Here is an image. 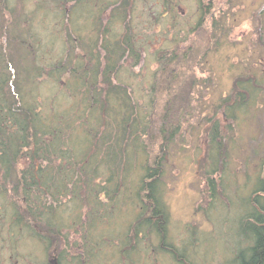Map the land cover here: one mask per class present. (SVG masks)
Listing matches in <instances>:
<instances>
[{"label": "rangeland", "instance_id": "374dc122", "mask_svg": "<svg viewBox=\"0 0 264 264\" xmlns=\"http://www.w3.org/2000/svg\"><path fill=\"white\" fill-rule=\"evenodd\" d=\"M77 1L81 0L9 1L8 4L15 9L14 16L10 17L4 10L2 17L0 16V23H3L8 16L10 17L1 27H6L8 33L9 45L6 51L11 56L14 71L17 70L19 75L23 74L20 70L29 59L27 53L23 51L26 42L21 39L31 38V34H27V32L30 33V29H33L32 33L36 36L42 31L41 23L45 24L47 21L48 25L52 19L50 16L55 12L60 13L62 18H66L61 23L65 29L62 35L69 42L71 39L73 50L70 51L74 54L72 55L76 58L82 56L79 62L84 68L90 69L98 62L103 64L104 60L101 58L103 53L82 54L84 50L82 37L85 36L76 30L79 22L83 20L81 16H78L80 14L76 5ZM168 1L127 0L130 14L128 22L136 35V42L142 46L139 52L143 59L142 64L133 66L132 63L133 65H130L132 68L128 70L126 67L121 70V73L120 71L117 73L118 79L128 78L131 82L133 81L130 87L133 97L143 96L140 109L142 107L146 109L149 105L147 95H154L155 104L158 103L155 107L156 120L159 116L162 117L160 112L163 111V115L169 114L174 118L176 102L181 99V105L183 104L185 116L181 114L182 119L173 122L174 125L168 129V134L176 129L173 132L174 135H166L167 141L161 149L162 174L157 188L166 213L163 220L159 219L161 220L159 226L165 227V238L161 242L159 234H155L153 230L148 233L147 238L139 242L130 237L132 245L136 243L135 252L128 256L124 249L128 257L118 254V244L122 243L121 238H124L126 242V238L130 239L128 236H132L133 224L127 225L134 222L141 209V202H138L136 197L138 192L134 189L137 173L135 174L131 169L126 173L125 185L130 184L133 190L114 194L113 202L104 203L106 209L112 204L106 226H109L112 219L109 227L114 230L119 229V232L116 236L118 238L114 237L116 234H109V237L114 240L105 242L106 245L101 249V253L107 264H178L165 251L170 245L182 253L185 252L186 264H232L237 249L247 245L238 233L237 219L246 212L248 196L252 193L258 178L264 177V0H238V3L234 1L230 8L228 5V11L223 15L225 20H222V23L219 22L217 27L207 26L196 30L188 28L195 23L193 1ZM173 2L177 3L185 13L172 14L175 16L173 22H169L170 19H166L165 16L163 17L165 21L155 25L151 24L149 16L148 23L149 20L150 23H145L149 15L147 12L161 16L164 12L163 8L165 9L168 5L173 7L170 6ZM98 3L91 0L90 9L92 11L96 9L99 19L102 16H108L113 4L108 0ZM177 6L174 9L176 13H179ZM23 18L29 21L23 22L25 20ZM154 21L157 22V19ZM89 26L87 35L96 40L97 33L92 29L93 23ZM144 45L147 48H143ZM97 56L99 60H96ZM161 57L162 61L165 60L163 63L166 61L169 63L174 57L178 61L176 65L166 64V71L160 72L157 66L161 63L154 62ZM76 60L78 62V59L74 61ZM153 76L156 77L155 80ZM137 77L139 83H137ZM48 89L49 85L43 87V95ZM238 93H242L245 97L241 107L237 105L239 102L236 103L239 100ZM176 96V100L170 107L168 106V111H165L163 104ZM230 96L232 98L229 104L234 103L235 107L224 110L220 103H226L224 100ZM228 101L229 99L227 103ZM178 117L174 118L175 121ZM215 122L218 132L216 130L217 136L212 139L211 132L216 129L212 126ZM156 141L155 146L151 148L146 137L137 140L139 143L142 142L146 149H150V154L158 155V145L161 142L159 136ZM218 143L220 144L219 159L216 158ZM143 157L145 155L140 156L139 161ZM116 159L115 173L121 176L125 156L121 152ZM80 167L82 166H79L78 170ZM212 168L217 169L216 173L222 178V186L216 188L217 194L214 199L210 198L207 181ZM76 172L73 171L72 174ZM218 174L212 177L218 179ZM96 181H99V178H96ZM81 185L77 184L76 194L78 190L80 191ZM111 185L112 188L115 187L114 183ZM2 193L1 190L0 194ZM82 194V192L78 193V199L71 201L67 199L68 203H60L63 204L61 208L65 209L61 211L64 213L61 218L65 219L66 216L67 220L65 223L62 222L63 231H60V236H55L56 233L52 234V243L46 247L42 242L44 239L37 236V232L42 235L43 231L37 227H33L36 232L34 235L29 227L26 234L21 232L15 241L14 236L17 232L16 229H11L12 205L9 200L4 199L6 197L9 199L8 196L4 198L1 196L0 206L4 205L6 210L0 221V264H46L48 261L53 263L54 255L61 253L62 248L68 249L67 254L73 256L74 264H76L75 261L84 263L82 260L86 258V250L93 245L89 242L85 245L83 237L86 235L87 238L90 237L105 224L101 223L96 227L94 225V228L89 229V224L97 221V215H94L91 207L98 201L83 198ZM139 195L142 196L141 193ZM17 202L21 207V203L25 200L19 197ZM60 206L62 205H59V209ZM108 213L109 210L106 211V215ZM106 221L107 219L102 220V222ZM85 246L88 247L85 248Z\"/></svg>", "mask_w": 264, "mask_h": 264}, {"label": "trees", "instance_id": "16d2710c", "mask_svg": "<svg viewBox=\"0 0 264 264\" xmlns=\"http://www.w3.org/2000/svg\"><path fill=\"white\" fill-rule=\"evenodd\" d=\"M9 1L0 0L1 17L4 10L10 17L14 16L15 9L8 4ZM50 17L52 19L48 25L45 20V24L41 23L42 31L36 36L32 33L33 29L29 28L30 33L27 34H31V38L21 39L26 42L23 51L29 58L20 70L23 71L21 75L12 69L13 62L6 51L9 45L8 33L6 27L1 26L8 22V18L0 23V192L3 191L0 197L8 196L9 199H4L11 202V229H16L17 232L15 241L21 232L26 234L29 227L34 235L36 232L33 227H37L43 231L42 235L37 232V236L44 239L42 242L45 247L52 243V234L60 236V231H63L62 222L65 223L67 219L66 216L65 219L61 218L64 216L61 211L65 210L61 207L65 202L78 199V193L81 192L83 198L98 201L91 207L94 215H97V221L89 224V229L101 223L105 225L99 227L90 237H83L85 245L89 242L93 246L85 249L86 258L82 260L84 263L75 262L107 264L101 249L106 245L105 242L114 240L109 237L110 233L116 234L114 237L118 238L116 236L119 229L109 227L112 219L109 226H106L112 204L106 209L104 203L113 202L114 194L133 190L130 184L125 185L126 173L131 169L137 173L134 189L138 192L137 195L141 193L142 196L135 194L138 202H141V209L134 222L127 225L133 224L132 236L128 237H133L139 242L147 238L148 233L153 230L155 234H159L161 242L165 238V227L159 224L166 217V213L157 188L162 174L161 149L167 141L168 129L174 125L173 122L182 119L180 116L184 115V108L179 99L174 112V118L179 116L176 121L169 114L163 115L164 111L160 112L162 117L159 116L156 120L155 107L158 103L155 104L154 95H147L149 105L146 109H140L143 96H132L130 87L133 81L117 78L119 71L121 73L126 67L129 70L132 63L137 66L142 61L141 52L126 50L125 39L117 44V49L111 51L110 46L106 45L109 51L101 56L103 64L98 62L90 69L84 68L79 62L82 56L76 58L70 51L73 50L71 39L69 42L63 38L62 31L65 29L61 23L66 18H62L57 12ZM25 21L28 22L29 19L23 20ZM76 30L79 32V27ZM98 57L96 60H99ZM75 59H78V62L74 61ZM171 59L169 63H163L165 60L159 59L161 64L157 67L160 72L166 71V64L176 65V57ZM157 71L158 69L155 73ZM155 79L153 76V80ZM139 82L138 78L137 83ZM45 85H49V89L43 95L42 89ZM237 95L239 100L236 103L239 102L237 105L241 107L245 97L242 93ZM175 98L177 96L163 104L165 111H168V106L170 107ZM231 98L232 96L228 97V103V99L224 100L226 103H220L224 110L235 107L234 103L229 104ZM212 128H216L211 132V138L214 139L217 136L216 130L218 132L216 122ZM175 130L168 135L173 136ZM158 136L161 141L158 145V155L150 154V149H146L142 142H137L138 139L146 137L149 147L155 146ZM216 145V158L219 159L220 144ZM121 152L125 159L122 163L124 170L119 176V173H115L114 161ZM143 155L145 157L139 161ZM79 166L82 167L78 170ZM211 170L207 181L210 198L214 199L216 188L222 186V178L216 173L217 169ZM73 171L77 172L72 174ZM214 174H218V179L212 177ZM96 178H99V181H96ZM258 179L248 196L246 212L237 219L238 233L247 245L237 249L232 264H264V177L260 176ZM78 183L82 185L76 194ZM113 183L114 188L111 185ZM19 197L25 200L21 207L17 202ZM59 205H62L60 209ZM100 206L102 208H99ZM0 207L1 221L6 207L2 204ZM103 219L107 221L102 222ZM153 219L157 220L152 221ZM121 241L122 243H117L118 254L122 257L126 254L131 256L136 250V243L132 245L131 238H126V242L121 238ZM67 250L62 248L61 253H56L55 262L74 264L73 256H69ZM165 251L178 264H186L185 252L182 253L170 245ZM55 262L48 261L46 264Z\"/></svg>", "mask_w": 264, "mask_h": 264}, {"label": "flooded vegetation", "instance_id": "af4514ba", "mask_svg": "<svg viewBox=\"0 0 264 264\" xmlns=\"http://www.w3.org/2000/svg\"><path fill=\"white\" fill-rule=\"evenodd\" d=\"M91 0H81L80 2L77 1L76 5L78 6L77 8L79 9V17L81 16L83 20L81 23L79 22V31L83 33L85 37H82L84 39V50L82 51V54H98L100 55L101 53H106L108 52V47L106 45L110 46V51L114 50L117 47L118 43H122L127 39V47H125L126 50H141V47L137 42H136V35L131 29L130 22V14H129V4L127 0H108L110 1L111 4H113V8L110 9L108 16H102L101 19L97 16L98 13L96 9L92 11L90 9V3ZM99 1L103 0H95L96 4ZM169 0L168 2H170ZM194 3V8L192 9L194 11V24H192L188 27L189 29H199V28H206L207 26L209 27H217V24L219 22H223L222 20H225L223 17L224 14H226L227 7L229 5V8L231 5H233V2L236 1L238 3V0H192ZM100 4V3H98ZM175 5V6H174ZM177 3L173 2L172 5L173 7H166L165 9L163 8L164 12L163 14L157 15L155 13H149L147 15V18L145 19V23H148V18L150 16L151 19V24L157 25V23H161L165 21L167 18H169L170 21H174L175 16L172 14H184L183 10ZM178 8L179 13L175 12L174 7ZM233 7V6H232ZM236 8V6H235ZM233 8H231L232 10ZM237 10V9H235ZM230 11V10H229ZM181 12V13H180ZM229 14V13H227ZM166 16V19L163 17ZM169 16V17H168ZM173 16V17H172ZM99 19V20H98ZM157 19V22L154 20ZM160 19L162 21H160ZM113 22V23H111ZM93 23V31L97 33V38L96 40H93L91 37L87 35V32L89 31L90 24ZM98 24V25H97ZM171 26H173L172 23H170ZM174 27V26H173ZM82 35V36H83ZM86 35L88 37H86ZM81 39V38H80ZM81 39V42H82ZM172 41V40H171ZM173 42V41H172ZM147 44V42H146ZM83 45V42H82ZM115 46V47H114ZM144 45L143 48H147ZM142 48V50H143ZM117 49V48H116ZM157 49V48H156ZM162 58V57H161ZM139 63L142 64L140 61ZM154 63H159V60H157Z\"/></svg>", "mask_w": 264, "mask_h": 264}]
</instances>
